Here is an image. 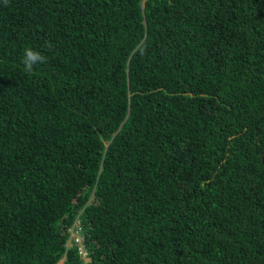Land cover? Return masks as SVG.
<instances>
[{"label":"trees","instance_id":"1","mask_svg":"<svg viewBox=\"0 0 264 264\" xmlns=\"http://www.w3.org/2000/svg\"><path fill=\"white\" fill-rule=\"evenodd\" d=\"M141 1L0 0V264H264V0Z\"/></svg>","mask_w":264,"mask_h":264},{"label":"clouds","instance_id":"2","mask_svg":"<svg viewBox=\"0 0 264 264\" xmlns=\"http://www.w3.org/2000/svg\"><path fill=\"white\" fill-rule=\"evenodd\" d=\"M143 3V0L141 1V5ZM49 50H51V46L48 45L47 46ZM46 56L42 53V51L40 50H37V49H33V48H30V47H25L24 50H23V59H22V63H23V66H24V71L26 73H29L31 74L33 72V68L35 65L37 64H43V63H46ZM107 142H105L106 144ZM81 210H79L77 212V214L80 213ZM78 215H76L73 219H72V222H71V225L68 229V240L66 241L65 245H69V240H72L74 246L72 247H75V252H76V255L78 256V258L82 261H87L88 260V253H87V249L85 247H83L82 243H81V246H82V253L77 249V243L73 240V238L70 236V231L71 229H73L75 226L77 227V221L74 220V219H78ZM78 237L80 238V240H82L83 238L81 236L78 235ZM63 258L64 256H62L59 261L61 260V263L63 261ZM59 261L57 262V264H61L59 263Z\"/></svg>","mask_w":264,"mask_h":264},{"label":"built area","instance_id":"3","mask_svg":"<svg viewBox=\"0 0 264 264\" xmlns=\"http://www.w3.org/2000/svg\"><path fill=\"white\" fill-rule=\"evenodd\" d=\"M70 236L77 243V249L82 253L81 240L78 237V230H77V227L76 226L73 229H71Z\"/></svg>","mask_w":264,"mask_h":264},{"label":"rangeland","instance_id":"4","mask_svg":"<svg viewBox=\"0 0 264 264\" xmlns=\"http://www.w3.org/2000/svg\"><path fill=\"white\" fill-rule=\"evenodd\" d=\"M59 263H61V260L59 261Z\"/></svg>","mask_w":264,"mask_h":264}]
</instances>
